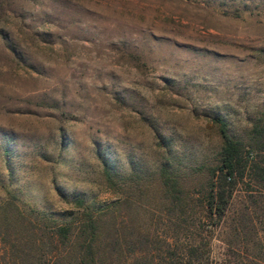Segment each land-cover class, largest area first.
Returning <instances> with one entry per match:
<instances>
[{
	"label": "rangeland",
	"instance_id": "obj_1",
	"mask_svg": "<svg viewBox=\"0 0 264 264\" xmlns=\"http://www.w3.org/2000/svg\"><path fill=\"white\" fill-rule=\"evenodd\" d=\"M217 115L242 139L264 118V0H0V234H25L18 213L78 222L70 200H120L111 220L165 248L160 169L214 164ZM247 188L228 219L249 204L264 244ZM197 235L225 264L229 236Z\"/></svg>",
	"mask_w": 264,
	"mask_h": 264
},
{
	"label": "trees",
	"instance_id": "obj_2",
	"mask_svg": "<svg viewBox=\"0 0 264 264\" xmlns=\"http://www.w3.org/2000/svg\"><path fill=\"white\" fill-rule=\"evenodd\" d=\"M213 122L221 137L214 164L185 178L168 162L160 169L173 239L165 241V248L150 234L121 229L111 220L120 200L93 210L84 198H74L70 202L83 208L78 222H60L32 210L40 220L35 222L18 213L26 232L0 234V264H213L208 237L198 240L197 234L229 236L225 264H264V244L253 238L257 231L249 204L228 219L240 183L247 184L251 203L264 207V118L254 122L246 139L234 137L223 116H215ZM104 173L115 187L118 174L107 162ZM181 235L186 239L183 242ZM250 242H254L252 249ZM241 245L243 254L238 250ZM244 254L247 262L241 258Z\"/></svg>",
	"mask_w": 264,
	"mask_h": 264
}]
</instances>
